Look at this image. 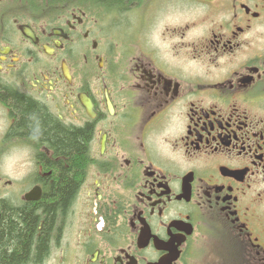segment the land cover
I'll list each match as a JSON object with an SVG mask.
<instances>
[{
	"label": "flooded vegetation",
	"instance_id": "1",
	"mask_svg": "<svg viewBox=\"0 0 264 264\" xmlns=\"http://www.w3.org/2000/svg\"><path fill=\"white\" fill-rule=\"evenodd\" d=\"M12 91L91 129L41 254L65 158ZM21 207L41 218L23 264H264V0H0V221Z\"/></svg>",
	"mask_w": 264,
	"mask_h": 264
},
{
	"label": "trees",
	"instance_id": "2",
	"mask_svg": "<svg viewBox=\"0 0 264 264\" xmlns=\"http://www.w3.org/2000/svg\"><path fill=\"white\" fill-rule=\"evenodd\" d=\"M13 109L20 116L22 129L38 142H45L60 159L57 163L48 161L53 169L51 183L46 186L43 197L34 205L44 208L43 231L40 232L37 249L41 254L48 247V238L58 209H66L77 189L79 175L87 163V142L91 135L89 126L66 127L53 120L50 115L37 107L35 102L16 92ZM40 215L34 207L5 210L0 221V264H23L28 258Z\"/></svg>",
	"mask_w": 264,
	"mask_h": 264
},
{
	"label": "rangeland",
	"instance_id": "3",
	"mask_svg": "<svg viewBox=\"0 0 264 264\" xmlns=\"http://www.w3.org/2000/svg\"><path fill=\"white\" fill-rule=\"evenodd\" d=\"M20 166L21 165H18V164H12L11 162H8L7 164H6V168L5 169H7V172H10V173H12V172H15V171H17L16 169H20ZM21 170V169H20Z\"/></svg>",
	"mask_w": 264,
	"mask_h": 264
},
{
	"label": "water",
	"instance_id": "4",
	"mask_svg": "<svg viewBox=\"0 0 264 264\" xmlns=\"http://www.w3.org/2000/svg\"><path fill=\"white\" fill-rule=\"evenodd\" d=\"M25 33H27L28 35H31V33L28 30H25Z\"/></svg>",
	"mask_w": 264,
	"mask_h": 264
}]
</instances>
